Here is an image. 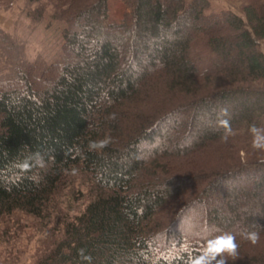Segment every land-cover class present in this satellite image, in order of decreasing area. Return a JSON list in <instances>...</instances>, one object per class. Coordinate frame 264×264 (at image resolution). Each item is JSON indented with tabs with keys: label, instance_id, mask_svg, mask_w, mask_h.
Returning a JSON list of instances; mask_svg holds the SVG:
<instances>
[{
	"label": "trees",
	"instance_id": "trees-1",
	"mask_svg": "<svg viewBox=\"0 0 264 264\" xmlns=\"http://www.w3.org/2000/svg\"><path fill=\"white\" fill-rule=\"evenodd\" d=\"M25 1L33 26L51 8L62 47L32 60L0 31V223L24 212L41 231L30 260L3 236L0 264H190L225 233L238 245L226 264H264V149L251 132L264 129V0L241 14L122 0L115 24L109 0ZM66 192L87 198L77 212Z\"/></svg>",
	"mask_w": 264,
	"mask_h": 264
},
{
	"label": "rangeland",
	"instance_id": "rangeland-1",
	"mask_svg": "<svg viewBox=\"0 0 264 264\" xmlns=\"http://www.w3.org/2000/svg\"><path fill=\"white\" fill-rule=\"evenodd\" d=\"M210 1L217 9H228L238 14H241L242 8L246 3V0ZM36 6L37 3L28 4L25 0H0V31L10 33L25 41L32 60L41 56L46 62L51 63L59 58L61 54L63 23L52 18V10L48 7L42 20L33 26L30 14ZM125 11L126 4L122 0H109V23L120 22ZM261 49L264 51V41L261 43ZM195 55L201 69H206L213 65L214 54L209 52L207 48L199 47ZM86 199L80 198L75 203L76 200L70 193L66 192L61 196V204L63 202L65 209L77 212ZM69 207L72 209H69ZM39 226V220L36 218L24 212H15L1 220L0 241L3 236L8 234L13 243L12 247L21 248L24 252L23 258L30 260L35 253V249H37L36 246L41 235L39 234L41 232ZM7 238L8 236L6 235L2 239V244H4L3 240ZM0 247H2L1 244Z\"/></svg>",
	"mask_w": 264,
	"mask_h": 264
},
{
	"label": "clouds",
	"instance_id": "clouds-1",
	"mask_svg": "<svg viewBox=\"0 0 264 264\" xmlns=\"http://www.w3.org/2000/svg\"><path fill=\"white\" fill-rule=\"evenodd\" d=\"M227 115V109H223L221 116ZM219 124L225 128L229 126L227 119H219ZM251 132L253 134V148L264 149V129L253 126ZM243 235L253 244H256L259 240V235L256 232H245ZM237 248L238 245L235 242V236L230 233H225L215 239L208 240L201 254L191 258L190 264H226V260L224 259L225 254L234 258L237 254Z\"/></svg>",
	"mask_w": 264,
	"mask_h": 264
}]
</instances>
